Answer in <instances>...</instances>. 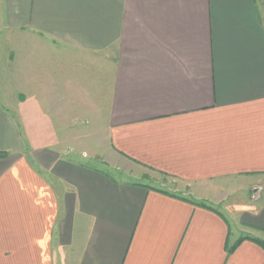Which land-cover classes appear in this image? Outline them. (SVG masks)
Wrapping results in <instances>:
<instances>
[{"label":"crops","instance_id":"0c3cea01","mask_svg":"<svg viewBox=\"0 0 264 264\" xmlns=\"http://www.w3.org/2000/svg\"><path fill=\"white\" fill-rule=\"evenodd\" d=\"M5 32L0 264H264V0H0ZM87 125L176 191L71 154Z\"/></svg>","mask_w":264,"mask_h":264},{"label":"rangeland","instance_id":"374dc122","mask_svg":"<svg viewBox=\"0 0 264 264\" xmlns=\"http://www.w3.org/2000/svg\"><path fill=\"white\" fill-rule=\"evenodd\" d=\"M16 35L14 33L5 32L0 35V38L7 40L6 53L10 55L14 46L13 43ZM9 57V56H8ZM84 134L81 136L72 135L75 140L68 142L67 145L71 149V154L81 156L84 163L92 168L102 170L122 183H149L156 187H162L167 190L176 191L178 184L161 177L159 175L149 173L146 170L134 167L127 163L124 159L117 156L110 146V142L103 126L87 125L83 128ZM71 156L74 157L75 156ZM77 158V157H76ZM179 194L187 195L186 191H181Z\"/></svg>","mask_w":264,"mask_h":264},{"label":"trees","instance_id":"16d2710c","mask_svg":"<svg viewBox=\"0 0 264 264\" xmlns=\"http://www.w3.org/2000/svg\"><path fill=\"white\" fill-rule=\"evenodd\" d=\"M203 207H206V206H203ZM206 208H207V207H206ZM244 240H245V239H241V240H239V242H238L236 245L241 244ZM252 241L264 247V242H261V241H259V240H252Z\"/></svg>","mask_w":264,"mask_h":264}]
</instances>
